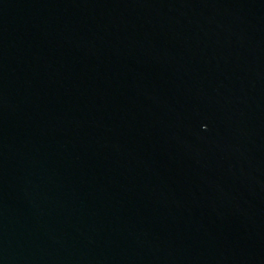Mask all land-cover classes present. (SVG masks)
Segmentation results:
<instances>
[{
    "label": "water",
    "instance_id": "95a60500",
    "mask_svg": "<svg viewBox=\"0 0 264 264\" xmlns=\"http://www.w3.org/2000/svg\"><path fill=\"white\" fill-rule=\"evenodd\" d=\"M0 264H264V0H0Z\"/></svg>",
    "mask_w": 264,
    "mask_h": 264
}]
</instances>
